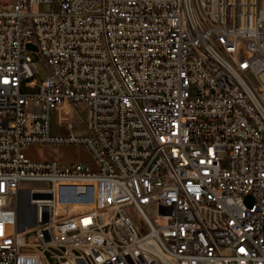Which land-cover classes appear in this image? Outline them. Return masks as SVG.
I'll list each match as a JSON object with an SVG mask.
<instances>
[{"label":"built area","instance_id":"2783aa9c","mask_svg":"<svg viewBox=\"0 0 264 264\" xmlns=\"http://www.w3.org/2000/svg\"><path fill=\"white\" fill-rule=\"evenodd\" d=\"M0 264H264V0H0Z\"/></svg>","mask_w":264,"mask_h":264},{"label":"rangeland","instance_id":"374dc122","mask_svg":"<svg viewBox=\"0 0 264 264\" xmlns=\"http://www.w3.org/2000/svg\"><path fill=\"white\" fill-rule=\"evenodd\" d=\"M52 7L41 6L40 11H51ZM34 64L35 75L34 79L41 84L42 81L48 76V69L45 62L42 60L38 52L28 53ZM23 93L33 94L38 92L37 90H29L24 88ZM34 112H37V109H33ZM73 122H75L77 127V135H83L85 133L84 123L88 122V111L83 107H79V112L76 117H73ZM84 120V121H83ZM50 126L51 131H57V118L54 112L50 114ZM26 156L35 161H49V160H60L62 162H82L87 167L95 169V165L90 153L84 147H65V146H33L25 152ZM24 187L33 188V189H47L49 186L47 183H25ZM23 206H26L25 199L22 200ZM25 209V207H23ZM23 209V210H24ZM25 211V210H24ZM131 217L137 226L142 225L141 217L136 214L133 210L130 211ZM30 237H28L29 239Z\"/></svg>","mask_w":264,"mask_h":264},{"label":"water","instance_id":"95a60500","mask_svg":"<svg viewBox=\"0 0 264 264\" xmlns=\"http://www.w3.org/2000/svg\"><path fill=\"white\" fill-rule=\"evenodd\" d=\"M26 48L30 52H37V48L33 44H31V43H27L26 44ZM247 202L250 204V206H252V199L251 198H247ZM33 225H34V220H32L29 223V226H33Z\"/></svg>","mask_w":264,"mask_h":264},{"label":"crops","instance_id":"0c3cea01","mask_svg":"<svg viewBox=\"0 0 264 264\" xmlns=\"http://www.w3.org/2000/svg\"><path fill=\"white\" fill-rule=\"evenodd\" d=\"M52 133H53V134H62V133H64V131L60 130V129L57 127V131H56V132H53V131H52ZM49 161H55V160H49ZM59 161H60V160H59Z\"/></svg>","mask_w":264,"mask_h":264}]
</instances>
